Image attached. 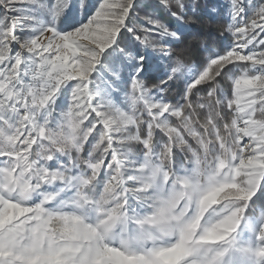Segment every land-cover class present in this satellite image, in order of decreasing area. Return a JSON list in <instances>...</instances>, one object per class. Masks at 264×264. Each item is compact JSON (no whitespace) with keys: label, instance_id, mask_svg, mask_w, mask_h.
I'll return each mask as SVG.
<instances>
[{"label":"snow or ice","instance_id":"6c2138e0","mask_svg":"<svg viewBox=\"0 0 264 264\" xmlns=\"http://www.w3.org/2000/svg\"><path fill=\"white\" fill-rule=\"evenodd\" d=\"M0 264H264V0H0Z\"/></svg>","mask_w":264,"mask_h":264}]
</instances>
